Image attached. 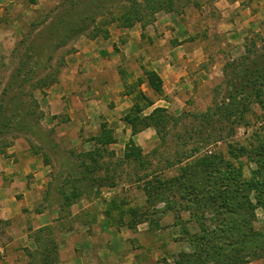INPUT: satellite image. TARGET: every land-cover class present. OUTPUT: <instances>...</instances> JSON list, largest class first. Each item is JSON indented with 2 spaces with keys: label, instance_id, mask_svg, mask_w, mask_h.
Here are the masks:
<instances>
[{
  "label": "rangeland",
  "instance_id": "rangeland-1",
  "mask_svg": "<svg viewBox=\"0 0 264 264\" xmlns=\"http://www.w3.org/2000/svg\"><path fill=\"white\" fill-rule=\"evenodd\" d=\"M134 1L140 19L131 16L125 26L132 0H0V126L14 108L24 122L0 130V264L73 259V245H67L80 236L68 232L80 227L108 232L103 242L109 237L118 253L136 247L139 264H174L180 253L194 251L181 229L192 233L199 224L185 208L167 210L166 201L216 175L231 189L249 191L252 228L264 229V101L248 98L244 110L239 104L229 118L222 114L244 57L264 62V0H231L237 4L230 6L227 0H172V9ZM73 23L75 34L65 35ZM95 39L101 51L131 53L108 73L120 79L133 105L120 117L100 114L93 121L80 111L91 121L76 122L60 104L48 103V91L67 59ZM179 42L201 46L207 60L187 70L170 97L163 82L161 92L149 87L148 73L157 74L155 60L165 53H185L173 50ZM89 73L95 76L93 66ZM84 107L90 114L99 110L93 98ZM158 107L164 110L160 131L147 126L158 121L148 118ZM146 126L152 134L141 133ZM105 133L113 140L103 145ZM207 157L214 165L199 162ZM194 195L189 191L183 202ZM210 201L211 209L220 204ZM208 208L202 219L210 228L218 213ZM87 241L81 258L96 248L93 238ZM259 253L247 264H264V247Z\"/></svg>",
  "mask_w": 264,
  "mask_h": 264
},
{
  "label": "trees",
  "instance_id": "trees-1",
  "mask_svg": "<svg viewBox=\"0 0 264 264\" xmlns=\"http://www.w3.org/2000/svg\"><path fill=\"white\" fill-rule=\"evenodd\" d=\"M146 1H152V8H155L153 6H161V9H172V0ZM135 6L140 8V5L132 0L131 10H128L130 15H127L128 19H125V23H123V25L130 26L133 23H131V20L129 19L131 16L134 20H137L138 18L140 19V10H138ZM65 26H67V24H65ZM77 28L76 24L73 23L69 27H65L64 34L67 36L75 34V30H77ZM78 33H82V30L78 31ZM244 58H247V62L243 66L244 69L240 74L231 79L230 86L232 89L229 92V104H226V107L224 108L225 111L222 113L227 118H229V116L236 109H238L239 104L243 106L241 110H244L246 105L243 104L242 101L248 100V98L253 97L254 100H258L261 103L264 101V62L260 63L258 57L251 60L248 59L249 57ZM261 58L263 59L264 55L261 56ZM233 68L235 69V65ZM148 74L149 79L147 84L149 87L157 92H161V78L153 71ZM232 81L235 83H232ZM5 92L6 86L1 91V97L4 96ZM261 96L263 97L260 98ZM151 104L152 103L149 105ZM163 111L164 110L162 108H154L148 114V118H154V120L156 118L158 121L155 120V122L151 125L147 124V126H152L157 129V131H160V129H162L165 125L164 119L160 120L162 118L161 116ZM10 114L11 116H6L9 122L4 120L3 123H1L0 130L6 126H11V123H15V126L24 123L19 119L20 109H17L16 111V108H14L11 110ZM129 118L130 116L126 115L123 120L131 122ZM147 126L145 128H147ZM133 134L135 133L133 132ZM108 136L109 135L105 133L100 143L104 145L106 142H111L113 139L109 136V140H107ZM131 145L134 146L133 142H131ZM199 162L204 166L209 165L210 167L211 164L214 165L209 157L206 159H200ZM217 170L219 171L218 167ZM211 173L214 175L215 171L211 170ZM262 177L264 178V176ZM212 179V182H209L206 179L204 185L190 184L187 186V191L184 192V194H180L179 196L173 194L172 196H169L172 198L167 199L166 201L167 210L171 211L174 210V208H185L191 212L190 217L192 221L199 224L198 231L192 233L187 232V229H181V232L183 230L182 233L185 235V238L188 239L194 251L190 254L184 252L180 253V259L176 260L174 264H247L251 261V258L260 257V249L264 247V229L254 231L252 228L254 213L251 212L252 204L250 203L249 191H244L238 186H235L234 188L232 187L233 189H231V185L229 183L218 181L217 175ZM191 190H196L198 195L202 193V196L199 197L198 195H194L196 198L199 197L200 199H191V197L184 203L183 199L185 194H188ZM153 191L154 189H149L148 194L150 195ZM232 193L233 197L235 196L234 202H232ZM229 195L231 196L227 199ZM206 197H209L210 199H206ZM213 198L220 200V204L211 209L208 207L209 204L211 205L212 201L210 200ZM193 200L195 201L193 202ZM188 203H190V206L187 205ZM205 208H208L207 210H210L213 214L218 213L217 217L211 218L213 227L209 228L203 222L202 216L204 215ZM161 212L162 215H164L166 211L163 209ZM129 225L132 226V224ZM173 225L182 226L180 222H175Z\"/></svg>",
  "mask_w": 264,
  "mask_h": 264
},
{
  "label": "crops",
  "instance_id": "crops-1",
  "mask_svg": "<svg viewBox=\"0 0 264 264\" xmlns=\"http://www.w3.org/2000/svg\"><path fill=\"white\" fill-rule=\"evenodd\" d=\"M226 3L230 6L237 4V1L231 2V0H227ZM232 23L236 24V21ZM101 43L102 41H98L97 39H95L94 41H90L89 43L85 44L84 49L80 48L77 53L71 55V57L66 61L67 64L63 67V70H61L58 81L53 86H51V90L48 91H52V95L48 94L47 96V99L49 100L48 103L51 105H54V103L58 105L60 104L61 113L67 114L69 118H71V120H73L74 117H78L75 120L76 122L89 120H87L86 117H83V114L81 115L82 118H80V116H78L80 115V111L81 113L85 112L87 114L86 116L88 118H91L93 121L96 120V116L99 117L100 114L108 117H120L124 114V112L127 111L129 107L133 105L132 101L126 95L122 94L121 83H119L120 79L116 75L113 76V78L109 77L110 75L108 73V71L112 73L114 69H116L117 71V68L122 62L124 56L127 58L131 56V53H124L125 55L123 56V53H110V50L106 51L102 49L103 51H101V47L98 46ZM93 44H95L94 50H92ZM180 48H184L185 53H165L164 57L162 55L155 60V65L153 67V69L157 72L163 82V87L165 89L166 95H170V97H174L173 92L180 87L179 83L181 81V77L187 74V70L196 65L198 66L201 63L203 64V62L207 60V55L199 50L201 49V46H193L192 48H187V46H185V42H179L177 46L173 47V50H178ZM96 51L98 53H96ZM89 61L91 62L89 63ZM90 66H93V68L95 69L94 77L90 75L88 76ZM93 91L95 93L99 92L101 94L95 95ZM92 98L93 100H95V104L97 105L99 110L95 112L93 109L92 113L90 114L84 106L87 103L91 102ZM109 102L114 103L112 109L108 108ZM81 108L83 111L81 110ZM142 132H149L152 134L150 128H144L141 133ZM136 136H140V133L133 136L134 140H136ZM3 209L4 208H1V210ZM6 211L10 212V210ZM9 212L2 213L4 215L7 214L6 216L9 217L11 216ZM108 230L111 229L109 228ZM121 231H123L122 228ZM113 232L111 234H113ZM68 233L70 235H74V237L78 235L80 237L74 239L70 244L68 242L67 245L69 249V245H73L72 250H70L71 254L73 252V255H75L74 258L72 259L69 257L68 260L62 259L66 261L62 262L61 264L140 263L139 256L137 255L138 250L136 251V247H134L133 249H127L130 251L126 250L127 252L118 253V251L115 250L114 245H111L114 241L109 239V237L108 239L106 237V242H103V235H109L108 232H99L94 229V227H80L78 231L71 230ZM130 236L132 235H129V237ZM90 238H93V243H96V248L92 253L87 254L88 257L85 256L81 258L79 254L83 250V243H90L89 241H87ZM122 238L123 239L121 240H123V243L125 242L126 244V237ZM90 246L88 248L92 250V245ZM100 246L105 247V249L102 248L101 250ZM82 254H85V252H82Z\"/></svg>",
  "mask_w": 264,
  "mask_h": 264
}]
</instances>
